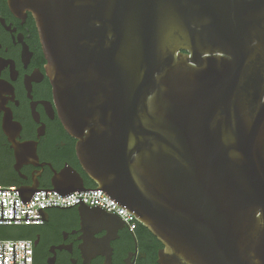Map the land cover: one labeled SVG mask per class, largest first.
I'll return each instance as SVG.
<instances>
[{
	"label": "water",
	"instance_id": "95a60500",
	"mask_svg": "<svg viewBox=\"0 0 264 264\" xmlns=\"http://www.w3.org/2000/svg\"><path fill=\"white\" fill-rule=\"evenodd\" d=\"M11 1L33 16L96 187L66 166L53 190L0 191L22 204L102 191L162 245L157 264H264V0ZM36 160L34 144L16 150L17 168ZM12 206L2 219L0 201V220L46 214L15 219Z\"/></svg>",
	"mask_w": 264,
	"mask_h": 264
},
{
	"label": "flooded vegetation",
	"instance_id": "af4514ba",
	"mask_svg": "<svg viewBox=\"0 0 264 264\" xmlns=\"http://www.w3.org/2000/svg\"><path fill=\"white\" fill-rule=\"evenodd\" d=\"M25 143L34 144L36 165L17 168L16 150ZM66 166L95 189L79 164L76 139L58 118L32 14L0 0V185L52 189L54 172ZM8 231L31 241L33 264H157L162 248L137 221L131 231L116 214L82 204L48 209L40 225L0 234Z\"/></svg>",
	"mask_w": 264,
	"mask_h": 264
},
{
	"label": "built area",
	"instance_id": "2783aa9c",
	"mask_svg": "<svg viewBox=\"0 0 264 264\" xmlns=\"http://www.w3.org/2000/svg\"><path fill=\"white\" fill-rule=\"evenodd\" d=\"M16 187L17 186L15 185L7 187L0 186V190H16ZM38 190L53 189L41 188ZM78 198L81 199L82 202L87 206L94 207L95 205H98L106 212L116 214L125 222L131 231L135 228L136 219L133 214L119 207L108 197H106L102 191H81L79 193L72 192L66 196H60L55 191H47V198H45V191H36L34 192L31 200L24 204L21 203L17 191H0V201H2V219L13 218L12 201H14L15 219H25V212L27 219H39L41 218V215L37 213L39 208H41V210L44 212L48 209L66 207L73 204V206H78ZM54 205L59 207H55ZM41 223L42 220H0V229L38 226ZM2 244L4 264H13V244L15 252V264H24V244H26L25 264H33L31 241L24 239H0V264H2Z\"/></svg>",
	"mask_w": 264,
	"mask_h": 264
},
{
	"label": "trees",
	"instance_id": "16d2710c",
	"mask_svg": "<svg viewBox=\"0 0 264 264\" xmlns=\"http://www.w3.org/2000/svg\"><path fill=\"white\" fill-rule=\"evenodd\" d=\"M88 178V177H87ZM88 184L89 185H93V186H96L89 178H88ZM12 185H14V183H8V184H1L0 186H3V187H7V186H12ZM12 228H14V227H12ZM154 237V236H153ZM155 238V237H154ZM13 239H21V238H19V237H16V238H13ZM155 241L157 242V244H160L158 241H157V239L155 238ZM161 245V244H160ZM162 246V245H161ZM154 260H155V257H154Z\"/></svg>",
	"mask_w": 264,
	"mask_h": 264
},
{
	"label": "rangeland",
	"instance_id": "374dc122",
	"mask_svg": "<svg viewBox=\"0 0 264 264\" xmlns=\"http://www.w3.org/2000/svg\"><path fill=\"white\" fill-rule=\"evenodd\" d=\"M8 229H10V228H8ZM2 229H0V231H1ZM13 238H16V237H14V236H10V235H1L0 234V239H13Z\"/></svg>",
	"mask_w": 264,
	"mask_h": 264
},
{
	"label": "crops",
	"instance_id": "0c3cea01",
	"mask_svg": "<svg viewBox=\"0 0 264 264\" xmlns=\"http://www.w3.org/2000/svg\"><path fill=\"white\" fill-rule=\"evenodd\" d=\"M6 234H7V235H10L11 237H12V236H14V237L17 236V233H16L15 231H8ZM6 234H5V235H6Z\"/></svg>",
	"mask_w": 264,
	"mask_h": 264
}]
</instances>
